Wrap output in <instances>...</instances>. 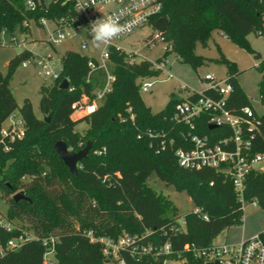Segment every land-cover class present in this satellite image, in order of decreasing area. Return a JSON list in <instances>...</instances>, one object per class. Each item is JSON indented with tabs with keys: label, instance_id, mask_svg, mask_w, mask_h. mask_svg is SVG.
<instances>
[{
	"label": "trees",
	"instance_id": "obj_1",
	"mask_svg": "<svg viewBox=\"0 0 264 264\" xmlns=\"http://www.w3.org/2000/svg\"><path fill=\"white\" fill-rule=\"evenodd\" d=\"M33 1L34 8H29L26 0H0V34L16 25L27 33L28 25L24 22L33 20L42 26L41 18L73 14L69 1ZM263 23L264 0H163L160 12L148 21L152 32H160L171 44L164 55L174 53L178 61L194 68L205 62L203 56L194 52V43L197 40L205 43L213 29L223 31L237 45L253 51L246 36L254 31L264 36ZM108 51V69L114 76L111 90L99 100L92 114L79 119L71 117L73 103L84 96L92 100L106 80L103 69L88 77V55L68 50L60 57L59 78L39 88L43 119L34 114L29 99L25 98L18 106L9 88L15 68L31 52L20 51L7 62L6 74L0 72V128L16 110L24 126L23 136L12 142L3 141L0 136V198L7 200L3 215L12 225L6 230L4 218H0V247L5 248L8 240L24 231L18 221L26 223L37 237L25 241L18 249H4L0 264H45L43 239L50 236L56 237L54 264H111L102 255L101 244L91 241L88 232L94 238L116 239L125 231L142 237L145 243L168 242L174 251H179L189 243L208 247L224 229L242 223L243 208L238 194L221 169H188L178 164L175 151L185 144L188 131L174 118L178 98L172 94L157 112H151L143 103L136 80L158 76L160 72L146 58L129 61L123 51L114 47ZM223 61L227 66L226 79L232 86L227 108L233 113L244 106L252 108L237 81L236 63L226 58ZM262 66L259 63L258 67ZM63 79L68 80L67 89L59 87ZM259 95L264 102V85ZM204 118L203 115L197 119L199 128L194 132L213 140L231 133L221 127L211 129L207 123L203 124ZM259 119L261 133L255 138V150L264 153V114ZM81 121L87 123L83 133L76 130ZM59 140L72 151L91 142L87 155L77 164L76 174L70 173L54 151L53 145ZM153 173L176 190L186 191L201 210L200 214L186 213L180 231L175 230L179 223L170 200L147 183ZM19 191L29 200L15 201L12 196ZM243 198L246 202L256 201L264 210V170L247 176ZM202 213L207 219L202 218ZM121 257L126 264L163 261V257L155 259L152 255L137 258L126 251ZM187 259L188 264H203L190 254Z\"/></svg>",
	"mask_w": 264,
	"mask_h": 264
},
{
	"label": "built area",
	"instance_id": "obj_2",
	"mask_svg": "<svg viewBox=\"0 0 264 264\" xmlns=\"http://www.w3.org/2000/svg\"><path fill=\"white\" fill-rule=\"evenodd\" d=\"M57 1V0H50ZM72 3L73 14L60 18L46 19L41 18L40 23L46 26L48 23L53 25L49 31V44H59L70 34L67 30L73 31L83 29L88 37H92V22L97 19H103L110 15H118L120 23L128 25V30L121 34L118 38L112 40L108 45L103 46L100 58L93 60L89 56L88 60V77L97 69H103L106 72L105 84L96 91L95 97L88 100L87 97L76 101L72 105V115L83 117L92 114L98 106L99 100L103 98L106 92L111 90V83L114 76L110 73L109 66V47L126 53L129 61H133L136 52L126 51L118 46L115 42L129 35L132 31L142 25H148L151 16L160 12L163 0H65ZM26 4L29 8H34L33 0H27ZM87 4L88 7L81 8ZM28 25V22H24ZM24 45V43L22 42ZM162 47V54L158 60L151 61L152 68L159 72L164 71L167 78H171L172 74L167 69L168 59L164 53L171 49V44L160 32L153 31L150 36L144 40V46L151 49L157 45ZM81 48L87 49L86 40L81 41ZM29 64L39 66L42 74L46 77L56 80L62 71L60 60L54 59L50 54H35L31 52V56L23 61V67ZM87 77V80H88ZM156 77V76H153ZM152 77H139L140 88L148 91L152 83L149 81ZM203 80L206 85L201 91L190 90L188 96L178 98L175 104V120L187 127V136L185 144L176 149L178 164L188 169L216 168L221 169L223 173L232 182L238 199L244 209L246 205L251 204L258 207L256 201L246 202L243 198V188L247 176L253 171L264 170V153L255 150V138L260 131L261 121L259 116L250 106H244L238 113H233L227 108V100L232 91L231 84L227 79H217L213 74L207 73ZM187 86H181L180 89H186ZM71 90L72 87H69ZM205 116L203 124L207 123L211 129L221 127L229 129L231 133L227 136L220 137L217 140L211 139L206 134L194 132L199 125L196 124L197 119ZM8 122L0 128V136L3 141L12 142L19 139L24 134V126L22 117L16 112L11 113L6 119ZM5 149H8L5 146ZM263 166L262 169L260 166ZM25 179V178H24ZM194 213L200 214L201 210L196 208ZM202 218L207 219V215L202 213ZM0 218L3 215L0 213ZM3 226L6 230H10L12 226ZM179 223L175 227L176 231H180L184 227ZM91 241H97L101 244L102 255L111 264H126L122 252H128L137 258L152 255L155 259L163 257L162 264L176 263L188 264L187 254L192 255L194 259L202 260L203 264H264V230L259 231L249 238H242L234 243H215L214 241L208 247H199L194 243H189L185 249L174 251L170 243H162L154 245L141 241L142 237L137 235L122 234L118 238L98 237L94 238L88 232ZM37 238L35 235L28 236V233L22 231L21 235L7 241L5 248L0 247V253L4 249L15 250L29 240ZM56 237L50 236L43 239L46 246L44 253L45 264H54L53 256L54 244Z\"/></svg>",
	"mask_w": 264,
	"mask_h": 264
},
{
	"label": "rangeland",
	"instance_id": "obj_3",
	"mask_svg": "<svg viewBox=\"0 0 264 264\" xmlns=\"http://www.w3.org/2000/svg\"><path fill=\"white\" fill-rule=\"evenodd\" d=\"M27 1V0H26ZM264 27V23H263ZM53 25L48 23L46 26H40L33 20L28 22V32H22L20 25H16L11 31H3L0 34V72L5 75L7 72V62L13 58L17 53L26 49L35 54H50L54 59L60 60V57L68 50H73L94 57L100 58L102 52L101 47H96L93 43L92 37L86 35L85 30L78 29L73 31L67 30L70 34L66 39L59 44H49L47 42L49 31L52 30ZM152 29L149 25H142L132 31L129 35L115 43L122 47V49L136 52L133 60L139 61L141 59L156 60L162 54L161 44L154 48H147L144 46L145 38L151 34ZM247 42L253 51L245 47L237 45L231 38L227 37L223 31L213 29L205 43L199 40L194 43V52L204 57V64L194 68L188 63L180 62L174 53L167 55L168 65L167 69L172 74L171 78H167L164 71H161L158 76L150 78L152 83L148 91L139 90L140 97L146 107L151 112H157L165 107L171 95L174 97H186L190 90L201 91L206 85L203 77L207 73L213 74L217 79L227 78V66L223 61L224 58L233 61L238 67L237 81L245 92L250 101L255 113L261 117L264 114V102L260 99V87L264 85V36L258 31L249 33L246 36ZM86 40L87 49L81 48V41ZM24 43V45L22 44ZM258 53L259 57H255ZM259 63H263L262 67H258ZM52 79L42 74L39 66L36 64H29L23 67L19 64L9 81V88L15 98L18 106H21L24 99L30 100L34 114L43 119L44 115L39 110V88L41 85H49ZM139 79L136 83H140ZM187 86L186 89H180L181 86ZM18 110H16V114ZM73 116V115H72ZM75 116V115H74ZM80 117L76 118L79 119ZM7 120L3 122V126L7 124ZM87 127L85 121H81L76 125V130L83 133ZM262 169V165L260 166ZM149 186L153 187L156 192L162 193L171 202V205L176 209L175 217L178 223L183 226L184 215L188 212L194 211L196 206L189 194L184 190H176L174 186L166 184L155 173L151 174L147 179ZM1 195V191H0ZM7 200L0 198V213H6ZM5 216L3 215V218ZM72 217V216H71ZM73 219V217L71 218ZM17 221V220H13ZM4 223L12 226L4 218ZM23 226V230L32 235V231L27 228V224L18 221ZM74 227L77 224L74 222ZM264 230V210L251 204L246 205L243 209L242 223L224 229L215 239L214 242L219 243H234L237 242L241 234L245 238L251 237L252 233ZM245 233H244V232ZM243 232V233H242ZM58 234V229L54 232ZM123 234H128L124 231ZM49 258H53L52 255ZM176 264V263H169Z\"/></svg>",
	"mask_w": 264,
	"mask_h": 264
},
{
	"label": "clouds",
	"instance_id": "obj_4",
	"mask_svg": "<svg viewBox=\"0 0 264 264\" xmlns=\"http://www.w3.org/2000/svg\"><path fill=\"white\" fill-rule=\"evenodd\" d=\"M88 7L87 4L82 5L81 8ZM128 25L120 23L118 15H110L103 19H97L92 22L91 35L93 43L96 47L108 45L112 40L118 38L126 30Z\"/></svg>",
	"mask_w": 264,
	"mask_h": 264
},
{
	"label": "water",
	"instance_id": "obj_5",
	"mask_svg": "<svg viewBox=\"0 0 264 264\" xmlns=\"http://www.w3.org/2000/svg\"><path fill=\"white\" fill-rule=\"evenodd\" d=\"M68 85H69L68 80L63 79L60 82L59 87L62 89H67ZM46 119L49 120V117H47ZM90 147H91L90 141H87L85 146L78 151L70 150L67 147L66 143H64L61 140L56 141L53 145L54 151L57 153L58 157L63 161L65 166L69 169L71 174H76L78 162L87 155ZM12 197L15 201H18L20 199L29 200L22 191L16 192Z\"/></svg>",
	"mask_w": 264,
	"mask_h": 264
},
{
	"label": "crops",
	"instance_id": "obj_6",
	"mask_svg": "<svg viewBox=\"0 0 264 264\" xmlns=\"http://www.w3.org/2000/svg\"><path fill=\"white\" fill-rule=\"evenodd\" d=\"M244 93H245V92H244ZM71 117H72V119H76V118H78V116H76V115H75V116L73 115V116H71ZM243 232H244V231H243ZM243 232H242V233H243ZM257 232H259V231H256V232L252 233V235H254V234L257 233ZM244 233H245V232H244ZM252 235H251V236H252ZM244 236H245L244 234H241L240 239L245 238ZM240 239H239V240H240Z\"/></svg>",
	"mask_w": 264,
	"mask_h": 264
}]
</instances>
